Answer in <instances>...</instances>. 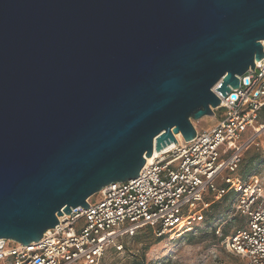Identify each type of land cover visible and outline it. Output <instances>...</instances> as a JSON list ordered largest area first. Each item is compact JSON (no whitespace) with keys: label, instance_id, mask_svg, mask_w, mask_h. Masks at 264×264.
<instances>
[{"label":"water","instance_id":"obj_1","mask_svg":"<svg viewBox=\"0 0 264 264\" xmlns=\"http://www.w3.org/2000/svg\"><path fill=\"white\" fill-rule=\"evenodd\" d=\"M263 41L264 0H0V239L39 242L191 142Z\"/></svg>","mask_w":264,"mask_h":264},{"label":"built area","instance_id":"obj_2","mask_svg":"<svg viewBox=\"0 0 264 264\" xmlns=\"http://www.w3.org/2000/svg\"><path fill=\"white\" fill-rule=\"evenodd\" d=\"M253 70L238 77L239 88L224 98L217 92L221 82L216 85V126L195 125L191 142L175 135L178 142L146 162L139 178L110 184L99 192L100 201L91 198L88 210L77 207L59 217L39 242L24 246L0 239V264H98L110 246L122 251L119 241L145 227L157 238L194 231L211 204L230 190L238 194L231 216L246 217L247 223L225 237L223 246L241 264H264V185L257 177L243 182L234 176L243 153L264 132V57ZM216 234L223 237L221 227Z\"/></svg>","mask_w":264,"mask_h":264},{"label":"rangeland","instance_id":"obj_3","mask_svg":"<svg viewBox=\"0 0 264 264\" xmlns=\"http://www.w3.org/2000/svg\"><path fill=\"white\" fill-rule=\"evenodd\" d=\"M219 120V117L214 116L193 122L198 129H209L216 126ZM243 157V163L234 176L239 177L243 182L257 177L264 185V132L255 145L246 149ZM250 171L251 173L246 178V173ZM218 183L219 186L224 185L222 181ZM100 198L99 193L94 195L91 203L100 201ZM227 205L228 203L222 205L220 210H224ZM211 214H215V211H211L209 216ZM207 219L205 221L204 216V221L197 225L194 231L176 239H171L170 235L164 236L161 243L152 244L146 251L145 246L133 240H127L125 241L127 244L124 243L127 250L117 254L110 249L98 264H241L239 259L228 254L223 246V240L214 230L215 226L216 229L221 227L223 234L228 235L236 229L245 227L246 217L230 215L228 219H223L215 225H210Z\"/></svg>","mask_w":264,"mask_h":264},{"label":"trees","instance_id":"obj_4","mask_svg":"<svg viewBox=\"0 0 264 264\" xmlns=\"http://www.w3.org/2000/svg\"><path fill=\"white\" fill-rule=\"evenodd\" d=\"M252 162L253 161H251V163ZM242 163H243V159H242L241 164L239 165L238 169L241 167ZM238 169H237V171H238ZM250 173H251V171L248 172V173H246L247 174L246 175V178H248V176H249ZM220 187L227 189L228 185H222ZM237 197H238V194L235 191L230 190L227 193V195H225L221 200L212 203L211 204V208L209 209V211L205 215V221L208 218L207 219V222L210 225L211 224H214L215 225V224H219V222H222L223 219H226V218L228 219V217L231 215V211H232V208H233L232 205L236 202ZM227 203H228V205L226 206V208L224 210H220L221 206L224 205V204H227ZM211 211H215V214H211V216H209V214H210ZM241 229L242 228L236 229V231L237 230H241ZM216 230L217 229H216V226H215V230L214 231H216ZM145 232H147L149 234H147ZM228 235H229V233H228ZM228 235L223 234V237H221V239L224 241V238L227 237ZM163 239H164V237H161V238H157L156 237L155 231H154L153 228H151V227H145L143 230H140L135 236H133V237L127 236L126 238H124L121 241H119L120 242L119 245H122L123 246V250H127L128 248L126 249L125 248V245H124V243H126L125 241H127V240H129V241L130 240H133L135 242H138V244L145 246L144 249L146 251V250H148L152 246V244H159V243H161V241ZM110 249L113 250V252H115L117 254L123 252V250L122 251H118L117 248H116V246H110V248L105 252V254L108 251H110ZM136 264H142V263H136Z\"/></svg>","mask_w":264,"mask_h":264},{"label":"bare ground","instance_id":"obj_5","mask_svg":"<svg viewBox=\"0 0 264 264\" xmlns=\"http://www.w3.org/2000/svg\"><path fill=\"white\" fill-rule=\"evenodd\" d=\"M176 138L179 139V140H183L181 134H177V135H176ZM173 146H174V144L168 146L167 148H165V149H164L163 151H161V152H165V151H167L168 149L172 148ZM161 152H159V153L154 152L153 155H152L150 158L147 159V164H148V163H151V162L154 160V158H156V156H158ZM172 239H176V238L174 237V238H172Z\"/></svg>","mask_w":264,"mask_h":264}]
</instances>
